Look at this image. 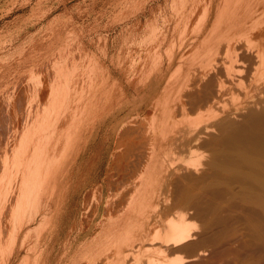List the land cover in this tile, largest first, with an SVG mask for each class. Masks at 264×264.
I'll use <instances>...</instances> for the list:
<instances>
[{"label":"bare ground","instance_id":"obj_1","mask_svg":"<svg viewBox=\"0 0 264 264\" xmlns=\"http://www.w3.org/2000/svg\"><path fill=\"white\" fill-rule=\"evenodd\" d=\"M190 2L191 0L189 2L187 0L185 5H183L184 7L180 3V7H183V10L177 13V18V15H175L176 21L174 20L173 22L174 30L172 32L185 28L179 33V54L183 53L184 55L187 52V48L193 47V49H188L191 56H185L192 57L195 54L194 52L199 53L201 57L198 55L197 58H201L203 63L201 64L200 59H197L202 67H200L199 71L198 69L196 70L198 74L203 69L205 71H203L201 76L197 75L196 78L200 76L199 80H193L191 78L193 77L192 75L190 77L191 81L189 79L190 73L187 72L186 74L187 76L189 75L188 79L191 83L185 81V84L182 82L183 84L181 85V82H177L180 84L175 87L180 89L179 103H172L176 105L171 107L168 105L169 98H167L166 93L155 100L154 95L162 84V77L158 76V79H156L158 74L155 75L151 72L145 76V79L140 78L144 79L143 82H145V87L141 88L140 94L145 90L147 91L148 88L153 90V92L150 90L151 95L145 100L140 97L142 108L147 110L156 104L154 105L155 109L153 108L152 111L160 109L162 114L159 122H156L158 118H155V122L152 118V123L150 118V125L151 123L153 125L150 126L148 124L150 128L147 126L148 130H144L146 132H143L142 124L135 128L140 122L136 121V126H134L136 130H132L133 133L138 135V138L141 137V141L138 140L139 147L137 146L140 152H137V150L133 154L129 152L127 154V152L122 151L123 154L119 152L120 155L114 157L112 154L113 147L111 151L109 150L112 152L110 156L113 155V157L109 158L110 156H106L107 159L101 155L99 157L97 156L99 154L98 150L104 148L105 137L103 140L97 138L95 143L90 146L86 144L82 148L78 147L84 137L83 135L95 133L97 124L93 123L92 125L91 119L95 118L100 111L102 115V111H105L104 106H107V103L113 97L111 88H105V83L110 82V77H107L105 79L106 82L103 83L100 80L103 78L102 74V78H99V73L95 72L92 75H88L87 79L80 80L79 86L76 87L74 84L70 86L68 84L61 85L62 82L59 84L56 82L51 87V93L46 94V71L44 72L43 63L41 65L36 64L31 58H19L11 62V64L7 63L4 72L0 76V81L6 80L7 82L5 83L10 82L15 96L18 93V97L16 102H13L10 100L13 97L7 96L10 98L8 101L12 102L13 106L15 103V107L11 106L15 109V114L12 112L15 117L12 116L13 118L9 121V125L6 124L7 129L5 127V130H3L2 127L6 126L5 123H8V119H10L6 118L7 121L5 120L6 122L1 127L3 133L1 132L2 135L0 134V264H14L22 256L20 264H141L140 257L143 251L144 253L147 251L152 253L148 257L146 264H185L189 260L166 256V252L170 251V248H175L193 240L194 237L190 234L191 228L187 220L188 214L179 213L180 215L176 216L178 218L176 220L173 219L174 221L171 220L168 228L164 229V233L157 231L153 232L152 236L148 234L149 230H151L149 226L151 227V225L158 223L162 215V210L160 209L161 192L163 191L162 194H164L166 188L169 189V187L173 186L174 177L169 178V176L177 172L174 165L177 158L174 154L178 147L175 144L178 141L180 142L183 137L186 139V136L182 135L181 139L177 138L178 140L173 141V135L176 133L171 134L173 137L170 138V132L172 133L175 126L173 124L176 123L174 121L172 123L173 128H171L170 122L171 120L173 122L176 113L179 114V111L180 113L182 111L187 112L189 108H191L190 110L195 108L196 110H201L219 102L220 98L227 93L223 91L224 88L226 90V81L224 82L222 79L232 80L231 85L235 86L237 84V86L241 87V90H244L243 98L247 103H253L254 107L259 109L264 108V89H260L258 85L248 89L244 79L247 73L252 75V72L249 73L252 68L255 71L264 72V64H256L255 66L253 64V58L264 59V0L202 1L204 2L202 6L204 8L202 9L201 7L200 9H202L201 12L203 13L197 12V14H201V19L196 15L199 21H194V27L191 24L193 19H195L196 11H199L198 5L200 3H196L199 0ZM160 8L161 6L159 5L158 9ZM154 10L153 6L150 10H144L143 17L149 15V11L154 12ZM168 21L170 22L169 18L165 19L166 23ZM188 25L192 27V30L188 29L190 31L189 35H187V32L185 33ZM244 38L257 40V42L251 40L250 42L252 43L245 45L247 44L245 42L242 44V39ZM247 39L245 41H248ZM253 43H256L257 46H253ZM185 50L186 52L184 53ZM172 55L175 59V54ZM182 56L180 57L182 58ZM221 58L224 59L223 62L222 60L219 62ZM197 60H193L194 65ZM194 65L190 67L193 68L195 67ZM26 68H30L27 70L31 72H28ZM35 68L38 69L36 73L38 72V76H40V79L36 80V82L33 78H29L31 76L28 75V78L27 75L24 76V72L22 75L17 74V71L23 69L28 73L35 72L33 71ZM195 68L192 69L194 72L196 71ZM234 70L240 77L236 80V83L234 82L235 74H232L235 72ZM222 74L223 77L221 76ZM74 81L76 83V80ZM78 82L79 80H77V85ZM130 86L133 88V92L137 94L136 89H134L136 85L131 83ZM139 86L141 85L139 84ZM228 86L230 85L228 84ZM128 87L126 94L129 93L128 90H131ZM5 88L7 89V87ZM174 90L176 89H173L172 92L175 94L176 91ZM6 91L8 92V89ZM121 92L122 90H120V94ZM24 94H27V96ZM72 94H75V96L71 98ZM137 97H135L133 103L139 102L136 99ZM9 102L7 103L9 104ZM247 103L244 104L247 105ZM122 109L124 110V106ZM119 110H117V113H119ZM106 114L108 115V113ZM8 115L10 117V114ZM121 117L120 120L114 117L119 122H115L118 126L115 137L126 136L125 138H127L129 135L132 137L130 133L129 135L127 134L129 131L125 130V128L129 125L133 128L134 121L132 123L131 120L128 121L126 119L128 116L126 118ZM252 118L255 121L257 119L263 120L264 112L260 116L254 113ZM100 119L98 118V120ZM88 120L91 122V128H86L89 123ZM110 126L114 127V125ZM197 126L193 127V129H198ZM63 128L66 129L64 130ZM197 129L196 131H198ZM113 130L115 132V129ZM132 130L130 131L131 133ZM189 133L191 134V132ZM189 133L187 134L190 135ZM81 134L82 138L80 139ZM188 137V142L191 145L192 143L197 145L201 142V137L194 138L195 136L193 137V135V138ZM232 137L234 138L235 136L232 135ZM138 138L136 137L135 139ZM252 138L248 140L242 139V142L239 141L241 143L237 148L240 155L238 156L245 157V159L246 157L252 159L261 156V158L263 157L262 165L264 169V146L260 147V149L256 147V145L258 146V144L264 142V137H256L258 141ZM120 140L121 138L116 141L119 142ZM127 140L130 141L129 139ZM127 140L125 139V141ZM134 141L137 143V140ZM133 143L135 144V142ZM167 143L170 144L169 148H171V151L173 150L171 154L167 150H164V152H161V149L158 150L159 145L164 149ZM122 145L127 151V147L125 148V145L120 143H117L115 151L120 150ZM147 145H150L148 151H151H147V153L141 152L140 148L145 150L144 147ZM80 152L84 154L79 155ZM115 154H118V152ZM194 155L196 159L193 157L190 159L189 167L196 170L200 164V158L197 159L199 156ZM92 156L93 158L97 157L94 162L91 161L93 165L91 164L92 166L88 168V165H90L88 164L90 163L89 159ZM87 159L88 163L86 162ZM139 174L140 177L138 176L139 178L137 179ZM163 186L166 187L165 190L161 189ZM173 188L175 196H180L182 190H180L179 185L176 183ZM148 237H151V239ZM32 238H35L37 245L43 243V246H46V250L39 251L33 248ZM146 244L149 245L147 246ZM155 244L160 246L155 248ZM60 250L65 252L62 253ZM60 252L63 254V256L61 254V257L59 256Z\"/></svg>","mask_w":264,"mask_h":264},{"label":"rangeland","instance_id":"obj_2","mask_svg":"<svg viewBox=\"0 0 264 264\" xmlns=\"http://www.w3.org/2000/svg\"><path fill=\"white\" fill-rule=\"evenodd\" d=\"M186 1L187 0H183L182 2L181 0H0V76L4 72L7 63L11 64V62L19 58H31L36 64L41 65V63H43L44 72L46 71V94L51 93V87L56 82L57 84L62 82L61 85L68 84L71 86V84H74L76 87L79 86L80 80L84 78L87 79L88 75H92V73L95 72L99 73V78L103 77L100 79L103 83L106 82L105 79L107 77H110V84L106 85L105 83V85L107 88H111L110 90L113 93V97L111 96L112 98L109 103H107V106H104L105 111H102L103 116L99 110L100 113H98L95 118L93 117V119H91L92 125L93 123L97 124L96 127L99 131L96 129L94 134L87 133V136L83 135L84 137L80 141L78 147L82 148V146L86 144L90 146L95 143L97 138L103 140L105 137L104 143L106 146L104 144V148L102 146L103 149L100 148V150H98L99 154H97V156L99 157L104 156L107 159L112 152L114 157L120 155L122 151L125 153L127 152V154L128 152L133 154V152L137 150V152H140L138 149V140L141 141V137L138 138V135L133 133V130H136L134 126L140 121L135 128H138V126L142 124L143 132H146L144 130H148L150 121L153 123V120L155 122V118H158L156 122H159L162 117L160 109L158 111L157 109L152 111L153 108L155 109L154 105L156 104L146 110L142 108L141 101L133 103V98L137 97L142 91L141 88L145 87V82H143L145 76L154 72L155 75L158 74L162 77V84L158 88V92L154 95L155 100L166 93L167 98L170 99H168V105L171 107L179 103L178 97H180V89L179 87H175L180 84L182 85L185 81L191 83L192 79L199 80V77L202 75L203 71H205L202 68L203 70L200 71L199 74L197 73L201 69L200 67H202L199 63L201 62L202 64L203 60L199 58L200 62L198 61L199 59L197 57L198 55L200 56V54L196 52H194L195 54L192 53V57H189L191 53L188 49H193V47L187 48V52L185 50L184 53H186L184 55L183 53L181 55L179 54V33L185 28H180V30L172 32V30H174L173 22L174 20L176 21L175 15L183 10L182 8ZM202 1L207 2V0H199V2H196L201 5H198L199 11H196L194 16L195 19H193L191 25H195V22H198L199 18L201 19V14H197V12H201L204 8L202 7L204 3ZM180 3L183 7H180ZM159 5L161 6L160 9H158ZM149 6L155 8L154 12L149 11L150 14L143 17L144 10H150L151 7ZM201 7L202 9H200ZM151 13H154L155 16L153 15V17ZM196 15L199 16V18L196 17ZM177 17L178 15L176 18ZM168 18L170 22L168 21L166 23L165 19ZM191 25L186 27L185 33L187 32V35L190 34L189 30H192V27H194V25L192 27ZM162 35L166 37L164 38ZM246 39H242V44L245 42L247 43L245 45H248L252 43L250 42L251 40L257 42V40L253 39H247L248 41H245ZM254 45L257 46L256 43H253V46ZM172 54H175V59ZM185 55L189 56L186 57ZM180 56H182V58ZM193 60H197L195 65L193 64ZM220 60L223 62L224 59H219V62ZM253 64L254 66L256 64L262 65L264 64V59L253 58ZM191 65L197 68H191ZM189 68L191 69L188 70ZM194 68L195 70L198 69V71L196 70L194 72V70H192ZM27 69L30 68H26V70ZM24 70L25 69L17 71V74L22 75L24 72V76L27 75V78L31 76L29 78H33L35 82L40 79V76H38L39 73H36L38 70L37 68H35L33 70L35 72L32 73H28L31 72L30 70H27L28 72ZM187 72L190 73V76L188 75L189 79L193 75V77H191L192 79H190L191 81L188 79ZM235 72L232 74H235L234 82L236 83V80L240 77H238L237 72ZM251 72L252 75L247 73V76H244L248 89H252L254 85H258L260 89H264V72L255 71L253 68L249 73ZM194 73L196 74L194 75ZM197 75L200 76L196 78ZM221 76L223 77V74ZM73 79L76 80V83ZM135 79H137V81H135ZM77 80H79L78 85ZM126 80L127 83L129 82L128 85ZM222 81L227 82L228 80L222 79ZM5 82L7 81H0L1 135L3 130L7 129L9 121L15 117V109L13 108L15 107V103L13 106V103L8 101L10 99L8 97L9 95L13 97V99H10L13 102H16L18 97V93H16L17 95L15 96L12 86H10L11 83ZM130 82L136 85L134 89H136L137 94L133 92ZM177 82L181 83L179 84ZM226 82V90L224 88L223 91L227 93L224 94L225 97L222 96L224 97L223 99L222 97L220 98L219 102L201 110H196L195 108L194 110L196 111H194L189 108L187 112L182 111L183 114L179 111V114L176 113L173 122L172 120L170 122L171 128H173L172 123H174V121L176 122L173 124L175 125L173 128L174 130L172 133L170 132V138L173 136L176 137L172 138L173 141L186 136V139L183 137L180 142L178 141L177 144H175V146L178 147L174 154L177 158L175 161L176 164H174L177 172L169 176V178H172V176L174 177L172 185L174 186L177 183L182 192L180 191V196H175L173 186L169 187V189L163 186L161 189L165 190L166 188L164 194H162L163 191L161 189L162 192L159 190L161 192V199L167 202L161 200V205L163 206L160 205L162 215L158 223L151 225V227L149 226L151 230L148 229V234L152 236V234H154L153 232L157 231L164 233V229L166 230L168 228L171 220L174 221L173 219L176 220V218H178L176 216L179 213L188 214L187 220L191 228L190 234L194 237L193 240L175 248H170V251L166 252V256L169 258L178 257L189 259V262L187 261L188 263L186 262L185 264H264L263 157L261 158V156H259L256 158L253 156L254 158L252 159L248 157L245 159V157H239L240 155L237 150L242 139L248 140L253 137L257 140L258 137H264V119H257L255 121L252 118L254 117V113L259 116L262 115L264 108H256L254 104L250 102H248V104L243 98L244 90H241L242 88L237 86V84H235V86L231 85L233 82L232 80H229L227 84ZM139 84L141 86H139ZM228 84L230 86H228ZM5 87H7L8 92ZM127 87L131 90H128L129 93L126 94ZM173 89H176L174 90L176 91L175 94L172 92ZM120 90H122L121 94ZM10 93L12 95L14 93V95L12 96ZM147 93L148 92L145 90L139 95V98H145ZM24 95L27 96V94ZM74 96L75 94H72L71 98ZM7 102H9V104ZM175 102L176 104H172ZM244 103H247V105ZM123 106L124 110L122 109ZM118 109H120L118 111L119 113H117ZM106 113H108V115L110 113L109 117ZM8 114H10V117ZM111 115L118 120H120L121 116L125 118L128 116L126 118L128 121L131 120V123L134 121V125L132 124L133 128H131V125L126 127L127 129L125 128V130L129 131L127 134L129 135L130 133L132 137L130 135V137L127 135V138H125L126 136L115 137L117 133L116 128H118L117 123L119 122H117L118 120L114 117L112 118ZM6 118H10L8 119V123H5L7 121ZM98 118L101 119L98 120ZM121 119L124 120L122 117ZM88 121L89 123L86 128H91V122L90 120ZM4 123L7 125L2 127ZM152 123L150 126L153 125ZM110 125H114V127ZM196 125H198V129L195 128L194 130L193 127H196ZM63 129L65 130L66 128ZM113 129H115V132ZM196 129L198 131H196ZM131 130L132 133L130 132ZM109 132L113 133L111 134ZM189 132H191L193 137L195 136L194 138L201 137V142H199L200 145H194L195 143L191 145L188 142V136L193 138ZM173 133L176 134L171 136ZM232 135L235 137L233 138ZM230 136L231 138H229ZM136 137L138 139H135ZM120 138L121 140L117 142L116 140ZM133 138L137 140V143ZM227 138L229 139L227 140ZM125 139H129L130 141H125ZM115 141L124 144L125 148L127 147V151H125L123 145L121 149L123 148L124 150L120 149L121 151H115V148H117V143ZM129 142L131 143L129 144ZM133 142H135L136 147ZM260 144H258V146L255 145L260 149V147L264 146V142ZM166 145L164 149L159 145L158 150L161 149V152L167 150V152L171 154L173 150L171 151V148H169L170 144L167 143ZM148 147H150V145L144 147L145 150L147 149L146 151L140 148V150H142L141 152L147 153ZM128 148L131 149L129 150ZM109 150H112V152ZM116 152H118V154H115ZM82 154L84 153H79V155ZM121 154H123V152ZM194 154L199 156L197 159L200 158V167L198 166L196 170L189 167L190 159L192 157L196 159ZM2 155L1 157H3ZM113 155L109 158L113 157ZM96 157L93 158L92 156L93 159H89L90 163H88V159L86 160V162L90 164L88 168L93 165L91 161L94 162ZM254 161L255 163H253ZM138 176L140 177V174L137 175V179L139 178ZM168 199L170 200L168 201ZM149 239H151V237ZM32 242L33 248L39 251L46 250V246H43V243L37 245L35 238H32ZM146 245L148 246L149 244ZM155 245V248L160 246L159 244ZM61 252L64 253L65 251L63 250ZM61 252L59 254L60 257L62 254ZM151 255V252L147 251L144 253L143 251L140 257L141 264H146L148 257ZM22 257L16 260L14 264H20ZM190 259L193 261H190Z\"/></svg>","mask_w":264,"mask_h":264},{"label":"crops","instance_id":"obj_3","mask_svg":"<svg viewBox=\"0 0 264 264\" xmlns=\"http://www.w3.org/2000/svg\"><path fill=\"white\" fill-rule=\"evenodd\" d=\"M153 73H154V72H153ZM158 76H159V75H156V79H158V78H157ZM154 78H155V77H154ZM108 84H110V82H107V83H106V85H108ZM105 88H107V87H105ZM107 89H109V88H107ZM150 90H152V89H150ZM150 90H149V88H148V90L146 91V92H148L147 95H146V97H145V98L142 97L143 100H145L146 98L149 97V95H151V91H150ZM152 92H153V90H152ZM136 99H137L138 101H140V98H139V97H137ZM133 100H135V97L133 98ZM81 138H82V134H81V136H80V139H81ZM80 139H79V141H80ZM81 140H82V139H81ZM79 141H78V142H79Z\"/></svg>","mask_w":264,"mask_h":264}]
</instances>
